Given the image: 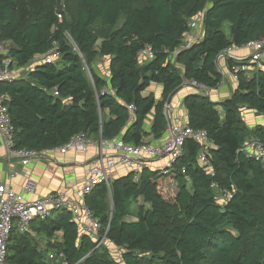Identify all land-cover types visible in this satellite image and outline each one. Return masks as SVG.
<instances>
[{"label": "trees", "instance_id": "obj_1", "mask_svg": "<svg viewBox=\"0 0 264 264\" xmlns=\"http://www.w3.org/2000/svg\"><path fill=\"white\" fill-rule=\"evenodd\" d=\"M203 9L202 39L171 59L188 21ZM66 10L52 0H0V41L11 44L10 68L27 66L53 43L61 56L55 64H36L26 78L0 83L15 149L52 150L82 132L95 141L152 143L164 135V106L184 81L216 89L222 79L217 56L264 38V0H75ZM96 21L108 28L121 22L99 40L91 30ZM145 47L153 59L141 65L137 54ZM100 58L109 60L108 82L92 68ZM152 83L162 86L157 99L142 95ZM105 88L111 92L100 94ZM183 106L188 126L208 135L213 176L197 160L200 146L187 140L170 169L145 167L138 181L127 173L84 197L100 222L97 236L107 230V245L97 247L69 211L58 209L32 222L34 235L11 234L7 261L60 264V256L65 264H264V171L239 152L250 137L264 145V127L249 129L240 113L247 107L264 117V71L250 79L238 73L231 97L220 104L191 93ZM173 182L177 191L167 199ZM212 185L230 192V201L220 206ZM57 233L61 240L53 242ZM36 236L47 241L44 253ZM108 246L119 250L120 263Z\"/></svg>", "mask_w": 264, "mask_h": 264}, {"label": "built area", "instance_id": "obj_2", "mask_svg": "<svg viewBox=\"0 0 264 264\" xmlns=\"http://www.w3.org/2000/svg\"><path fill=\"white\" fill-rule=\"evenodd\" d=\"M205 9L198 12L188 21L189 30L184 33L181 39V45L173 50L170 58L174 57L187 49L193 47L200 38L196 31L202 33L203 19ZM201 35V34H200ZM69 40V37L66 35ZM11 44L8 41H0V83H12L16 80L10 65L12 60L8 57ZM243 51V56H238L237 52ZM139 63L145 64L153 59V54L148 47L138 52ZM60 53L56 44H52L48 52L40 57L34 58L25 68L31 71L36 64H55L60 60ZM231 60L233 64L229 67L227 61ZM217 68L222 79L218 87H222L227 82V77L237 83L238 73H243L247 79L259 71H264V38L250 41L240 47L230 46L217 56ZM219 61L226 65L228 74L219 67ZM182 86L196 90L199 94L209 96L212 91L206 85L200 84L193 80L184 81ZM217 87V88H218ZM216 88V89H217ZM109 91L107 88L101 89L100 94ZM57 95V93H55ZM8 96L0 94V138L3 139L8 152V158L18 161L23 167H27L32 162H37L42 157L49 155L53 150L60 155H66L72 151L87 152L89 149L99 147L98 157L92 160L88 165L86 179L78 188L77 197L81 202L69 198L65 192H53L44 196L40 200H26L22 194L12 191L7 185H0V264H13L7 261V244L13 232L20 235L27 234L31 231V224L34 220H45L53 210L65 209L71 213L72 219L82 234L89 235L97 240V247L105 244L107 230L103 235L98 237L97 234L101 229L100 222L95 219L87 206L83 203L85 196L89 195L93 189L100 184L107 187L114 180L113 173L116 168H125L131 173L134 181H138L140 172L143 168H150L149 164L153 161L165 160L166 164L162 172L170 169L177 159L183 154V148L187 140H193L200 146L197 160L209 176H213L212 168L209 161V149L212 147L206 131L193 129L186 124L181 117L172 118L170 111L171 106H164V116L166 118V129L164 138L157 143H142L132 145L124 143L121 139L104 142L87 137L85 133L73 135L63 145L44 151H35L29 149H15L12 140V127L10 124L6 103ZM129 111H133L132 106H128ZM239 152L247 158L258 162L264 171V145L256 137L247 139ZM184 174V171H182ZM36 183L30 177H27L23 187L24 193L33 194ZM215 191V200L220 205H225L231 199V193L223 190ZM119 252L118 249H116ZM55 258L54 253H48L47 259ZM62 264H65L62 262Z\"/></svg>", "mask_w": 264, "mask_h": 264}, {"label": "crops", "instance_id": "obj_3", "mask_svg": "<svg viewBox=\"0 0 264 264\" xmlns=\"http://www.w3.org/2000/svg\"><path fill=\"white\" fill-rule=\"evenodd\" d=\"M203 32V30L202 33H200V31H196V34L200 37L198 41L202 39ZM240 53V56L244 55L243 51H241ZM99 60H101V62H99ZM108 64V58H100L92 66L95 74L106 82L109 81ZM23 68L16 67L14 66V64L11 66V70L15 74L16 79L27 77L29 71ZM223 71L225 74H228L226 65L224 63ZM236 85L237 83L233 82L230 77H227V82L222 87L212 89L209 96L207 97H209L212 102L220 104L224 100L231 97L233 91L236 88ZM161 93L162 86L160 84L152 83L142 93V95L145 97L150 96L154 99H157L158 97H160ZM191 93L199 94L196 90L185 86H181L176 90L171 98L170 103V114L172 118L181 117L182 120L186 124H188L183 101L184 98ZM242 109L245 114L243 115L242 120L243 122H245V125L249 129L257 126L264 127V123H253V119H251V121H247L255 114H257V116L254 118V120L257 118L262 120V118H264L263 116L259 115L254 110L248 109L247 107H242ZM247 113L249 114V117H247ZM103 116L108 118L107 112H105ZM151 121L152 117H147L146 124L144 126L146 132L150 130ZM163 138L164 135L160 139L154 140L152 143L160 142ZM99 152V147L89 149L87 152L72 151L66 155H60L57 151L53 150L49 155L42 157V159H40L39 161L32 162L27 167H23L18 161L8 158V152L5 147L4 141L2 138H0V185H7L12 191L22 194L23 197L29 201L40 200L49 193L61 191L67 193L70 199L81 202L82 200L77 197L78 188L86 179L89 163L98 157ZM165 164V160H158L151 162L149 166L152 170L161 171ZM126 171L127 170L122 167L116 168L113 173L114 179L126 175L128 173ZM27 177H30L36 183V188L33 194L24 193L23 187L25 185ZM173 183H171L167 187V189H170V186ZM174 186L175 189L170 199H172L177 191L176 183ZM134 220V217L127 218V221ZM30 233L34 235L32 231H30ZM36 240L39 242L40 249H42L44 253L47 241L41 240L38 236H36ZM60 240L61 233L55 234L53 242H59ZM113 249L116 250L115 248ZM48 253L52 252L49 251ZM48 253H46V256ZM56 260L57 262L62 264V259L60 256H58Z\"/></svg>", "mask_w": 264, "mask_h": 264}, {"label": "rangeland", "instance_id": "obj_4", "mask_svg": "<svg viewBox=\"0 0 264 264\" xmlns=\"http://www.w3.org/2000/svg\"><path fill=\"white\" fill-rule=\"evenodd\" d=\"M74 1L75 0H52V2H53V4L55 5H57V6H59V7H62V9H64L65 11H66V13H67V10H66V8H67V4L69 3L70 4V6L74 3ZM33 2L34 3H36L37 2V0H33ZM120 22L121 21H119L118 23H117V25L115 26V27H112V28H108V27H102L101 26V23L99 22V21H96V23L94 24V26H92L91 28V30L93 31V33H94V35L99 39V40H101L102 38H104L105 37V35L106 34H108L109 32H111L112 30H115L116 28H118V26L120 25ZM241 51H238L237 52V55L239 56L241 53H240ZM243 56V55H242ZM99 62H101V60H99ZM219 67L221 68V69H223V62L222 61H219ZM249 109V108H248ZM240 113H241V118L243 117V115H245L244 114V112H243V109L241 108V110H240ZM243 113V114H242ZM247 115V117H249V114L247 113L246 114ZM257 116V114H255V115H253L249 120H247V121H251V119H253V123H255V122H260V123H264V118H262V120L261 119H255L254 120V118ZM243 119V118H242ZM245 123V122H244ZM175 182L170 186V189L168 188H166V192H165V195H166V197H167V199H170L171 198V195H172V193H173V191H174V189H175ZM105 244L107 245V242H105ZM108 254H109V256L112 258V259H114V261H117L118 263H120V253L119 252H117L116 250H114L112 247H109L108 246ZM206 264H214V263H212V262H207Z\"/></svg>", "mask_w": 264, "mask_h": 264}, {"label": "water", "instance_id": "obj_5", "mask_svg": "<svg viewBox=\"0 0 264 264\" xmlns=\"http://www.w3.org/2000/svg\"><path fill=\"white\" fill-rule=\"evenodd\" d=\"M216 63H217V61H215ZM176 92V91H175ZM174 92V93H175ZM174 93H172L169 97H168V99H167V101H166V105L167 106H169L170 105V103H171V98H172V96L174 95Z\"/></svg>", "mask_w": 264, "mask_h": 264}]
</instances>
